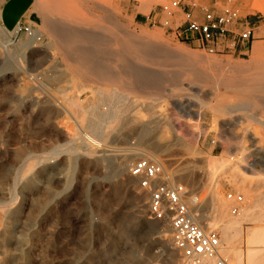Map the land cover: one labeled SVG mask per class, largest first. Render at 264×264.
Segmentation results:
<instances>
[{
	"label": "rangeland",
	"instance_id": "1",
	"mask_svg": "<svg viewBox=\"0 0 264 264\" xmlns=\"http://www.w3.org/2000/svg\"><path fill=\"white\" fill-rule=\"evenodd\" d=\"M170 1L114 0L110 11L100 4L103 0H98L92 9L100 15L117 14L119 20L131 24L138 33L159 32L172 47L185 46L189 50L215 56L221 59V67L225 70L231 64L247 62L256 44L264 51L261 37L264 11L254 8L256 0H192L187 7L200 21L206 7L215 14L228 7L238 10L241 20L230 26L235 34L247 23L259 27L249 49L235 42L234 32L215 43H202L195 37H187L183 8L175 9L172 14L161 10V6ZM69 2L75 6L76 12L88 14L83 0ZM34 8L39 16L33 23L37 30L43 32L41 41H35L25 33L2 29L4 26L0 19V41H12L13 51L21 64L29 67L31 60H45L41 67L30 70L35 81L26 79L19 82L8 78L7 72L15 71V65L10 60L5 62V55L0 54V176L9 167L1 161L20 154L22 142L28 137L36 154L35 185L29 194L32 220L44 219L41 227L47 232L40 240H33L35 249L27 256L25 264H167L173 245L168 246L165 241L169 235L172 236V227L171 231H161L163 221L148 219L150 192L141 187L139 179L130 172L143 155L163 161L172 169L174 177L186 185L190 194L199 196L207 220L215 217L210 206V192L219 191L229 206L230 216L234 215L225 194L235 192L243 195V206H251V214L238 216L240 222L234 230L233 241L223 239L218 225L208 229L219 234L226 254V249L233 246L245 259L248 229L264 230V208L252 205L246 193L226 178L254 166L262 172L254 176L256 182H264L262 163L253 158H249L247 163L244 156L250 130L264 133L262 108L243 103L241 94L235 89L215 86L210 78L198 83L189 79V74H181L183 79L179 85L165 83L161 99L149 106L138 102L150 99L133 94H123V100H118L112 86H105L102 92L94 91L87 87L81 74L72 69L63 49L45 29V14L38 0H35ZM62 22V19L58 20L57 25L65 26ZM69 27L104 35L100 30L93 31L91 27L76 23ZM24 45L30 47L25 48ZM100 51L107 63L112 64L113 49L103 46ZM131 61L136 63L133 59ZM196 67L205 73L211 72L212 68L207 63H198ZM141 69L151 75L172 70L177 72V68L172 66L158 68L154 64L143 65ZM24 93H30L37 99L31 117L23 115L20 95ZM57 104L63 105L64 109L60 111ZM200 111L199 139L196 144L181 150L173 143L176 138L183 139L194 132L188 122H192ZM11 113L13 115L8 116ZM94 115V122L107 134L101 141L104 145L90 143L81 136L86 132L92 133L86 127V121ZM145 123H150L151 128L147 137L142 139L139 132ZM66 130L79 136V148L73 154L76 161L69 159L67 162ZM165 145L171 146L162 148ZM85 151L92 154L86 156ZM130 152L134 154L128 156L125 171L115 173L109 159L114 161ZM44 158H49L51 175L42 171L39 161ZM65 165L72 175L67 186L58 179V172ZM140 193L147 195L142 211L135 199ZM25 195L28 196L17 189L15 202H24ZM175 251L173 261L181 264L180 252L178 249ZM261 251L263 256L255 264H264V248ZM229 261L233 264L230 257Z\"/></svg>",
	"mask_w": 264,
	"mask_h": 264
},
{
	"label": "bare ground",
	"instance_id": "2",
	"mask_svg": "<svg viewBox=\"0 0 264 264\" xmlns=\"http://www.w3.org/2000/svg\"><path fill=\"white\" fill-rule=\"evenodd\" d=\"M38 1L42 6L43 14H45V29L51 33L56 44L63 49L64 54L71 61L72 69L79 72L87 83V87L94 91L102 92L105 86H112L115 90L113 94L118 100H123V94H133L150 99L138 102L139 105L149 106L161 99L165 90V83L170 82L173 85L175 83L179 85L183 79L181 74H189L188 78L198 83L210 78L215 86L235 89L241 94L243 103L259 105L264 111V51L259 48V44L255 45L247 62L231 64L229 69L225 70L221 67L223 63L221 59L215 56L192 51L185 46L172 47L170 42L163 40V36L159 32H152L151 34L138 33L131 24L119 20L117 14L106 16L96 13L92 8L98 4V0H83L84 4L87 5L88 14L76 12L74 10L75 6L70 4L69 0ZM113 2L114 0H103L100 4L112 11ZM254 8L264 11V2L256 0ZM60 19L63 20L62 23L65 26L57 25V21ZM72 23L91 27L93 31L100 30L104 35H94L92 32L85 30H74L69 27ZM2 29L6 28L2 27ZM37 32L40 35L43 33L41 30ZM153 41H156V44L151 43ZM24 46L25 48L30 47L29 45ZM103 46L113 49V65L107 63L103 58V53L100 51ZM0 54L5 55V62L8 63L10 60L15 65V71L7 72L8 78H15L19 82L26 79L35 81V77L30 73V70L41 67L45 62V60L38 62V59H35L31 60V63L29 62V67L24 66L19 62V58L13 51L12 41L10 40L0 41ZM131 59L135 60L136 63H133ZM198 63H207L212 67L211 72L205 73L203 70L197 69L196 65ZM146 64H154L158 68L172 66L174 69L177 68V72L172 70L160 75L147 74L141 69ZM20 100L23 115L33 116V108L37 104V99L30 93H24L20 95ZM59 104H57V108L62 111L64 109L63 105L61 107ZM12 115L11 113L8 116ZM94 117L95 115L86 121L81 116V119L87 123L86 127L92 132L91 134L86 132L81 136L90 143L104 145L101 141L105 140L107 134L99 127L98 123L94 122ZM96 117L99 120L103 119L100 116ZM116 117L121 120L119 116ZM201 117L202 111L196 114V118L192 122H188L194 132L186 138H176L173 144L178 145L181 150L191 144H196L201 133L198 128ZM150 128V123L141 125L139 135L142 139L150 133ZM78 139V133H69L66 130L65 140L67 146L65 150L68 152L67 162L69 159L76 161V159H73V154L78 151ZM22 143L23 149L20 154L13 158L5 157L1 161V164H8L9 167L0 176V264H25L27 256L35 249L36 243L33 240H40L47 234L46 228L41 227L45 222L44 219L39 218L36 222L32 220L33 209L30 195L35 185L36 154L28 137H25ZM170 146L165 145L162 148L169 149ZM86 150L89 149L86 148ZM83 153L86 156L92 154V152L87 151ZM132 154L134 152L125 153L114 161L109 159V165H113L115 173L122 174L126 169L128 156ZM244 156L247 163H249V158L260 161L264 169V133L250 130L248 144L244 147ZM103 159L105 160L106 157ZM219 159L223 160L222 158ZM39 163L42 171L47 175H51L52 167L49 158H44ZM261 173L256 167L251 166L244 172L228 175L226 180L242 189L251 199L252 205H261L264 208V182L257 183L254 177L256 174ZM71 176L66 165L65 167L62 166L58 172V179L65 186L70 182ZM17 189H21V191L28 194L24 197L25 201L19 204L14 200ZM209 197L211 209L215 212V217L212 220H207L204 216L199 196L192 192L189 195L191 207L197 214L198 223L206 229L218 225L223 239L227 242L233 241L234 230L240 219L238 216H230L229 206L218 190L210 192ZM146 198L147 195L144 193H140L135 197L141 211L144 210V200ZM250 214L251 206H242L239 217ZM161 229V231H171L170 221H163ZM172 237L169 235L165 241L166 245H173L170 261L167 264H175L173 257L177 248ZM230 247L226 250L233 264H255L263 256L261 250L264 248V230L250 231L248 229L245 259L240 252L234 250L233 246Z\"/></svg>",
	"mask_w": 264,
	"mask_h": 264
},
{
	"label": "built area",
	"instance_id": "3",
	"mask_svg": "<svg viewBox=\"0 0 264 264\" xmlns=\"http://www.w3.org/2000/svg\"><path fill=\"white\" fill-rule=\"evenodd\" d=\"M192 0H171L163 4L161 10L172 14L175 9L183 8L185 14L184 33L187 37L197 38L202 43H215L224 39L234 31L230 26L238 23L241 18L238 10L228 7L222 13L215 14L207 7L203 8V20L193 16L188 6ZM259 27L247 23L235 34V42L245 49L252 47L256 31ZM17 34L25 33L35 41H41L33 22L20 21L13 29ZM262 39L264 41V30ZM131 174L137 177L141 187L148 189L150 199L148 219L154 221L169 220L176 248L180 252L181 264H230L219 234L215 230L202 227L197 221V214L191 207L189 191L183 183L173 175L172 169L165 163L151 156L143 155L131 167ZM226 199L231 202V214L239 216L244 203L243 195L227 192Z\"/></svg>",
	"mask_w": 264,
	"mask_h": 264
},
{
	"label": "crops",
	"instance_id": "4",
	"mask_svg": "<svg viewBox=\"0 0 264 264\" xmlns=\"http://www.w3.org/2000/svg\"><path fill=\"white\" fill-rule=\"evenodd\" d=\"M35 0H0V19L3 26L13 30L17 23L30 24L39 16L34 8Z\"/></svg>",
	"mask_w": 264,
	"mask_h": 264
}]
</instances>
